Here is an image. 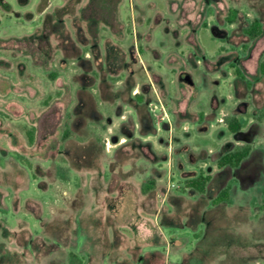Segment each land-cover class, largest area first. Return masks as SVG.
<instances>
[{
  "label": "rangeland",
  "instance_id": "obj_1",
  "mask_svg": "<svg viewBox=\"0 0 264 264\" xmlns=\"http://www.w3.org/2000/svg\"><path fill=\"white\" fill-rule=\"evenodd\" d=\"M255 18L264 0H0V70L36 108V129L0 130L16 148L0 152V264H264ZM200 174L204 194L187 186ZM229 183L233 204L213 206Z\"/></svg>",
  "mask_w": 264,
  "mask_h": 264
},
{
  "label": "trees",
  "instance_id": "obj_2",
  "mask_svg": "<svg viewBox=\"0 0 264 264\" xmlns=\"http://www.w3.org/2000/svg\"><path fill=\"white\" fill-rule=\"evenodd\" d=\"M238 10L232 9L230 10L226 21L228 24H234L238 20ZM264 31L263 24L259 19H253L250 25L244 29V34L248 35L251 40H256L260 36H262ZM261 73L264 76V60L261 63ZM60 72H53L50 74V77L52 80L59 77ZM236 75L241 78L245 79L242 72L238 69L236 70ZM248 87L251 88V84L248 83ZM258 121L264 120V110H260L258 112L257 116ZM225 124L227 125L228 130L236 134L241 131L242 129V123L241 121L234 117L230 116L225 120ZM67 129L64 132V139L67 140L71 137H75L72 132L69 131V123H66ZM30 144H33V139H29ZM253 151V146L251 144H244V145H237L230 149L229 151L225 152L217 161L218 168L224 169L227 167H230L232 169H237L242 166V164L251 156ZM212 177L211 176H204L203 174H200L196 179L189 180L187 182V186L189 188L195 189L201 194L206 193L208 184L211 182ZM155 187V181L151 179L150 186L147 188H144V194H148L153 188ZM232 183H229L224 189L220 191L218 196L212 201L213 206L220 205L222 203L227 204H233V198H232ZM263 197H264V189H263ZM264 207V206H263ZM72 264H84L83 261H81L76 255H71Z\"/></svg>",
  "mask_w": 264,
  "mask_h": 264
},
{
  "label": "crops",
  "instance_id": "obj_3",
  "mask_svg": "<svg viewBox=\"0 0 264 264\" xmlns=\"http://www.w3.org/2000/svg\"><path fill=\"white\" fill-rule=\"evenodd\" d=\"M263 28H264V24H263ZM2 59H4V58H2ZM62 75L63 74L61 72L59 77L54 79L55 87L57 86V83L62 78ZM16 83L13 80H10L8 78V76H6L5 73L0 70V130L5 129L6 120H9V119L13 120L12 124H14V126H16V125H18V120H21V118L28 117V116H31L32 126L34 129H36V108L31 107V109H28L30 106H29V103L25 99V94H21L20 92L15 90L17 85H19L18 83L17 84ZM137 93L138 92L134 91L133 95L137 96ZM35 97H36V91H35ZM1 104L4 105L3 108L1 107ZM224 125L227 127L226 124H224ZM14 126H13V128H14ZM15 131L19 132V130L17 128ZM11 133H13V132H10V134H8V136H2L3 133L0 132V152L2 151V149L5 148V146H9L10 148H12L9 150V152L16 149L14 146V142H13V140H15V139H13V137L11 136ZM35 134L36 133L34 131L29 132L30 138L33 139V146H34L35 141H36ZM19 148L24 149V146L21 145ZM228 168H230V167L221 169V171H226Z\"/></svg>",
  "mask_w": 264,
  "mask_h": 264
},
{
  "label": "water",
  "instance_id": "obj_4",
  "mask_svg": "<svg viewBox=\"0 0 264 264\" xmlns=\"http://www.w3.org/2000/svg\"><path fill=\"white\" fill-rule=\"evenodd\" d=\"M186 82H188V83L191 82L190 79H189V77L186 78Z\"/></svg>",
  "mask_w": 264,
  "mask_h": 264
}]
</instances>
